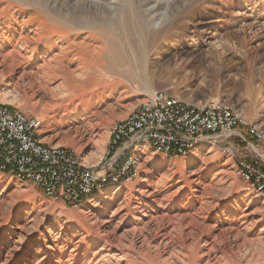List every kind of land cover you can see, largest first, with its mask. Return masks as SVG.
<instances>
[{
    "label": "rangeland",
    "instance_id": "obj_1",
    "mask_svg": "<svg viewBox=\"0 0 264 264\" xmlns=\"http://www.w3.org/2000/svg\"><path fill=\"white\" fill-rule=\"evenodd\" d=\"M37 14L90 20L68 32L82 53L37 40ZM155 90L218 99L262 136L141 148L134 177L79 207L0 172V264H264V197L236 165L264 166V0H0V103L40 117L43 142L102 167L111 124Z\"/></svg>",
    "mask_w": 264,
    "mask_h": 264
},
{
    "label": "built area",
    "instance_id": "obj_2",
    "mask_svg": "<svg viewBox=\"0 0 264 264\" xmlns=\"http://www.w3.org/2000/svg\"><path fill=\"white\" fill-rule=\"evenodd\" d=\"M40 117L0 103V172L29 183L48 199L79 207L103 190L137 173L135 154L150 147L166 157L184 156L216 139L243 134L261 138L256 126L232 106L209 100L192 103L155 90L125 118L113 122L102 167H87L74 150L41 140ZM248 190L264 197V166L236 159ZM106 171H104V170ZM98 191V192H96Z\"/></svg>",
    "mask_w": 264,
    "mask_h": 264
},
{
    "label": "bare ground",
    "instance_id": "obj_3",
    "mask_svg": "<svg viewBox=\"0 0 264 264\" xmlns=\"http://www.w3.org/2000/svg\"><path fill=\"white\" fill-rule=\"evenodd\" d=\"M34 17L38 18V21H37L38 22V26L37 27H39V28H38V31H37V40L42 42V41L46 40L44 37H47V38H49L48 36L55 37V39H56V41H58V43H63L64 42V44H66L65 46L60 48V49H63V50H68V49H70L71 46H74L75 48L81 46V45H79V43H74L73 42L74 40L72 38L73 36L71 34L70 35L68 34V32L71 31L73 29V27L80 28V29H83V28H86V29L87 28L88 29L91 28L92 29V27L94 26V24H92V22L90 20H88V19L84 20V19H79V18H71V19L69 18V19L65 20V25L68 28H62L60 26L47 25L46 21L43 19V17L40 14H37ZM59 21L62 22L61 19L60 20L57 19L58 23H59ZM104 27H106V26H104ZM123 27H125V26H123ZM138 29H139V31L141 29L143 30V25H141V27H139L137 29L136 28H134V29L132 28L130 30H128V29H124V30L127 31V32L132 31V33H134ZM52 45L49 46V49L52 47ZM79 49L77 48V50L81 54L82 53L81 49H83V46H82V48L79 47ZM111 51H112L111 53H115L113 50H111ZM53 59H55V58H53ZM56 61L58 63L60 61H62L61 58H60V55L58 56V59L56 58ZM58 67H59V70L63 71L64 72L63 74L65 75V77H63L64 79H62V84L64 86H67L69 84V77H73V76H72L71 72L69 70L65 69V67L63 65L60 64ZM57 74L58 73L55 72L53 76L56 77ZM71 97L72 96H68L67 98H63V100H65V99L71 100L72 99ZM76 98L77 97H74L73 99L76 100ZM215 100L219 101L218 99H215ZM77 104H80V102H77Z\"/></svg>",
    "mask_w": 264,
    "mask_h": 264
}]
</instances>
